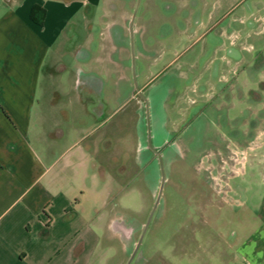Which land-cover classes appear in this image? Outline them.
Returning a JSON list of instances; mask_svg holds the SVG:
<instances>
[{"label":"rangeland","instance_id":"374dc122","mask_svg":"<svg viewBox=\"0 0 264 264\" xmlns=\"http://www.w3.org/2000/svg\"><path fill=\"white\" fill-rule=\"evenodd\" d=\"M253 1L104 0L106 23L113 26L112 75L123 93L109 122L115 129L111 216L95 226L102 239L100 264H127L153 211L162 183L160 161L149 144L156 125L162 139L152 146L163 158L165 184L131 264H209L219 241L223 246L242 233L236 214L243 210L231 199L249 197L248 207L258 204L264 191L260 179L244 184L255 190L250 195L230 194L225 201L222 190L225 174L239 170L234 155L247 150L257 117L264 116L263 105L256 103L257 96H264V54L257 49L263 36L250 33L247 38L243 30L252 20ZM227 27L241 32V38L221 35ZM95 31L98 41L106 40L99 26ZM231 42L257 50L243 49L240 63L224 62L218 47ZM124 75L129 83L120 79ZM203 75L211 91L202 81L195 93L196 78ZM137 133L146 151L138 147ZM239 180L233 176L228 184L237 188Z\"/></svg>","mask_w":264,"mask_h":264},{"label":"crops","instance_id":"0c3cea01","mask_svg":"<svg viewBox=\"0 0 264 264\" xmlns=\"http://www.w3.org/2000/svg\"><path fill=\"white\" fill-rule=\"evenodd\" d=\"M253 2L252 20L243 30L247 38L263 36L257 49L264 54V0ZM36 7L45 11L42 26L31 19ZM106 17L104 0H0V264L99 262L102 239L95 226L111 216L113 193L109 163L115 129L109 122L123 93L112 75L113 26ZM98 26L106 40L96 38ZM240 34L230 27L221 33L231 39ZM243 49L257 50L231 42L220 45L218 54L224 62L240 63ZM205 77L196 78L195 93ZM120 79L129 83L126 75ZM205 82L209 93L211 81ZM263 98L256 97L262 109ZM146 100L149 104L150 97ZM259 117L255 138L234 155L239 170L225 174V201L230 194H252L244 184L253 181L264 189V116ZM158 129L151 136L154 145L161 143ZM137 134L138 147L146 151ZM233 176H239L237 188L228 184ZM261 193L253 207L249 197L231 199L243 210L236 214L243 231L223 246L219 241L209 264H264Z\"/></svg>","mask_w":264,"mask_h":264},{"label":"water","instance_id":"95a60500","mask_svg":"<svg viewBox=\"0 0 264 264\" xmlns=\"http://www.w3.org/2000/svg\"><path fill=\"white\" fill-rule=\"evenodd\" d=\"M139 2H140V0H139ZM136 11H137V10H136ZM135 15H136V12H135ZM135 15L133 16V19H132V22H131V34H132V35H133V29H132V27H133V21H134ZM146 101H147V100H146ZM147 107H149V105H148V101H147ZM149 144H150V148H151L156 154H158V151L152 146V139H151V136H150V142H149ZM158 158H159V161H160L161 172H162V183H161L160 191H159V194H158V197H157V200H156L155 206H154V208H153V211H152V213H151V215H150V218H149V220H148V222H147V224H146V226H145V228H144V230H143V233H142V235H141V237H140V239H139V242H138V244H137V246H136V248H135L133 254L131 255V257H130V259H129V261H128L127 264H131L132 261H133V259H134V257L136 256V254H137V252H138V250H139V248H140V245H141L142 239H143V237L145 236V233H146V231H147V229H148V227H149V224H150V222H151V219H152V217H153V215H154V213H155V211H156V209H157V206H158V204H159V202H160V200H161V197H162L163 187H164V184H165V176H164V168H163V158H162V156H161L160 154H158Z\"/></svg>","mask_w":264,"mask_h":264},{"label":"trees","instance_id":"16d2710c","mask_svg":"<svg viewBox=\"0 0 264 264\" xmlns=\"http://www.w3.org/2000/svg\"><path fill=\"white\" fill-rule=\"evenodd\" d=\"M45 18V11L40 8L36 7L33 9L32 14H31V19L34 23L42 26Z\"/></svg>","mask_w":264,"mask_h":264}]
</instances>
